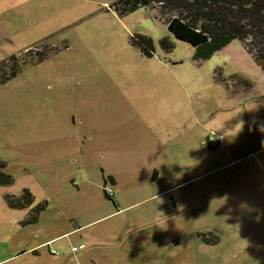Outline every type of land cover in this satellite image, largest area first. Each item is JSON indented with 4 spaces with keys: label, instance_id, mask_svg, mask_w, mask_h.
Here are the masks:
<instances>
[{
    "label": "rangeland",
    "instance_id": "rangeland-1",
    "mask_svg": "<svg viewBox=\"0 0 264 264\" xmlns=\"http://www.w3.org/2000/svg\"><path fill=\"white\" fill-rule=\"evenodd\" d=\"M115 1L0 0V264H264V72Z\"/></svg>",
    "mask_w": 264,
    "mask_h": 264
},
{
    "label": "trees",
    "instance_id": "trees-1",
    "mask_svg": "<svg viewBox=\"0 0 264 264\" xmlns=\"http://www.w3.org/2000/svg\"><path fill=\"white\" fill-rule=\"evenodd\" d=\"M113 6L121 14L139 7L158 6L168 31L176 39L190 44L194 49L193 59L199 62L238 39L264 72V0H116ZM133 41L146 56L152 54L154 45L151 37L137 33ZM159 42L165 50L172 48L167 37H162ZM29 58L19 61L18 55L13 54L1 60L0 83L15 76L22 64L33 59L32 56ZM43 58V55L36 57V62ZM243 83L251 86L246 80H242ZM1 174L3 172L0 171ZM112 179L111 184L114 183ZM11 181L9 175L0 178V183ZM104 195L113 201L115 199L114 192L109 195L104 189ZM26 196L30 197L28 193L24 194ZM35 219L36 215L32 220Z\"/></svg>",
    "mask_w": 264,
    "mask_h": 264
},
{
    "label": "built area",
    "instance_id": "built-area-1",
    "mask_svg": "<svg viewBox=\"0 0 264 264\" xmlns=\"http://www.w3.org/2000/svg\"><path fill=\"white\" fill-rule=\"evenodd\" d=\"M107 191H108V194H109V195H113V191H112L110 188H109ZM74 249H75V248H74Z\"/></svg>",
    "mask_w": 264,
    "mask_h": 264
},
{
    "label": "crops",
    "instance_id": "crops-1",
    "mask_svg": "<svg viewBox=\"0 0 264 264\" xmlns=\"http://www.w3.org/2000/svg\"><path fill=\"white\" fill-rule=\"evenodd\" d=\"M113 179H114V178H113ZM113 179H112V180H113ZM114 182H115V181H114ZM167 189H168V188H167ZM167 189H166V190H167ZM163 191H165V190H163ZM113 192H114V191H113ZM114 197H115V194H114Z\"/></svg>",
    "mask_w": 264,
    "mask_h": 264
},
{
    "label": "clouds",
    "instance_id": "clouds-1",
    "mask_svg": "<svg viewBox=\"0 0 264 264\" xmlns=\"http://www.w3.org/2000/svg\"><path fill=\"white\" fill-rule=\"evenodd\" d=\"M241 125H239V129H240Z\"/></svg>",
    "mask_w": 264,
    "mask_h": 264
}]
</instances>
